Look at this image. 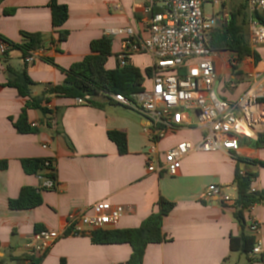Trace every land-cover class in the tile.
I'll return each instance as SVG.
<instances>
[{
	"label": "crops",
	"instance_id": "0c3cea01",
	"mask_svg": "<svg viewBox=\"0 0 264 264\" xmlns=\"http://www.w3.org/2000/svg\"><path fill=\"white\" fill-rule=\"evenodd\" d=\"M162 0H58L66 5L69 18L62 27L69 32L59 43L52 25L51 0H2L0 35L14 44H23V33L45 36V56L33 64L25 63L22 52L10 49L0 55V262L25 264L27 244L42 229L62 230L69 214L89 210L97 202L121 205L126 213L118 225L109 229L138 228L153 212L161 197L175 204L164 219L168 240L148 246L143 264H264V205L245 213L254 218L261 231L257 237L262 253L247 256L230 248V238L250 234L235 218L240 170L256 174L253 187L264 191V145L257 138H242L237 152L193 151L182 161L179 175L148 171L147 153L152 146L147 120L134 109L95 97L102 105H78L75 99L51 98L48 107L55 111L50 125L37 110H29L31 123H39L38 134H20L13 125L26 100L17 89L8 87L7 66L17 70L27 66L34 85L32 95L41 96L50 85H60L72 65L91 54V43L109 36L113 29L132 28L137 37L148 35L149 15L145 8L159 9ZM113 55L107 69L117 67L116 57L122 37H112ZM259 61L245 58L232 66L235 55L219 54L215 60L218 79L215 90L227 101L243 97L253 86L264 88V46L254 50ZM223 54H230L226 63ZM130 63L143 73L151 69L147 55H133ZM234 67H237L234 69ZM146 77V76H145ZM145 85L149 86L146 77ZM109 132L124 134L127 151L121 154ZM204 130L191 113L182 129L156 144L160 154L182 142L198 144ZM47 146V148H44ZM238 158L247 161L239 163ZM49 158L57 169L58 186L41 193L43 203L33 209L11 210L9 201L19 197L22 188H39L41 179L24 171L23 159ZM250 160V162H249ZM225 187L232 201L224 203L207 197L208 187ZM132 254L129 244H96L92 235L59 239L42 257L40 264H127Z\"/></svg>",
	"mask_w": 264,
	"mask_h": 264
},
{
	"label": "built area",
	"instance_id": "2783aa9c",
	"mask_svg": "<svg viewBox=\"0 0 264 264\" xmlns=\"http://www.w3.org/2000/svg\"><path fill=\"white\" fill-rule=\"evenodd\" d=\"M224 1L162 0L158 11L153 5L145 8L149 15L147 37H137L132 28L109 31L110 37L123 38L116 57L121 67L126 66L133 55H147L152 60L151 72L147 76L149 86L145 85L142 93L132 99L120 94H110L107 98V101L134 109L147 120L146 132L152 142L147 153L148 171L151 173L175 177L181 171L183 159L193 151L237 152L242 138H257L264 134L262 86L251 87L243 97L232 102L220 98L215 90L218 79L215 60L219 54L213 51L209 42ZM247 13L248 40L255 50L264 46V0H247ZM10 49L9 44L0 42L1 56ZM44 54L43 48L29 51L24 61L33 64ZM231 63L232 66L238 65L235 59ZM89 100L91 98L86 96L76 98L75 102L88 105ZM191 113L196 116L197 125L204 130L201 141L198 144L182 142L160 154L156 144L182 129ZM31 125L40 127L36 122ZM244 174L245 171L241 170V175ZM38 177L42 181L39 188H57V180ZM252 191L258 190L252 187ZM207 197H216L224 203L232 201L225 187L217 184L208 187ZM125 213L123 206L101 201L89 210L69 214L62 230L42 229L34 234L27 244L25 264L41 259L61 238L92 235L95 231L118 225ZM246 221L250 235L256 238L252 255H260L262 246L257 237L261 226L254 218Z\"/></svg>",
	"mask_w": 264,
	"mask_h": 264
},
{
	"label": "trees",
	"instance_id": "16d2710c",
	"mask_svg": "<svg viewBox=\"0 0 264 264\" xmlns=\"http://www.w3.org/2000/svg\"><path fill=\"white\" fill-rule=\"evenodd\" d=\"M2 0H0L1 4ZM50 8L52 13V25L58 33L59 43L67 40L69 32L62 29L69 18V10L66 5L60 4L58 0H51ZM158 11V8L156 9ZM246 11V12H245ZM242 16V20L239 18ZM248 13L247 0L238 10L231 13L230 19L221 28H216L210 39V47L218 54L232 53L235 60L240 64L245 58H253L259 61L258 54L250 47L248 40ZM25 42L14 44L0 35V42H5L11 49L22 52L23 59L29 51L38 50L45 46V36L40 33H23ZM8 52L4 55L7 56ZM113 55V40L110 36L91 43V54L82 61L75 63L68 70L62 71L66 74V80L60 85H50L41 96L32 95L34 82L30 78L27 66L22 70H17L7 66L8 87L17 89L20 96L27 99L25 107L17 120H13V125L20 134H38L40 128L32 127L29 121V110L39 111L45 122L50 125V121L55 113L48 107L53 97L56 98H86L91 100L89 104L102 107L94 101L95 97L107 99L110 94H120L128 99L142 93L145 89L146 77L150 75L151 69H146L143 73L139 68L130 63L124 67L117 64L115 69H107L106 65ZM44 58V57H43ZM42 58V59H43ZM27 65V64H26ZM237 67H234L236 69ZM146 76V77H145ZM109 99V98H108ZM108 103L113 104L112 100ZM109 138L116 143L121 154H125L126 139L124 134L119 132H109ZM258 145H264V134L259 136ZM239 163L247 162L238 158ZM250 162V160H249ZM49 163V166L46 164ZM248 163V162H247ZM24 171L29 175L42 176L57 180V169L52 159H23ZM5 162L0 163V168L5 169ZM257 175L245 172L241 175V170L237 167L235 175V185L237 187V202L235 205V218L241 225L247 228L245 213L253 206L264 202V191H252L253 183ZM46 191L43 188H22L20 195L16 199L9 201L11 210H28L40 206L43 203L41 193ZM175 208V204L161 197L157 203V211L153 212L138 228L133 229H107L93 232L92 241L96 244H129L132 254L127 264H143L146 250L149 245L162 243L168 240L163 232V222ZM256 245V238L250 234L242 233L239 237L230 238V248L234 252H240L247 256H252ZM26 256L19 257V260H26ZM41 259L32 260L31 264H40ZM264 262V254L261 255ZM3 264V262H0ZM61 264H67L65 260Z\"/></svg>",
	"mask_w": 264,
	"mask_h": 264
},
{
	"label": "rangeland",
	"instance_id": "374dc122",
	"mask_svg": "<svg viewBox=\"0 0 264 264\" xmlns=\"http://www.w3.org/2000/svg\"><path fill=\"white\" fill-rule=\"evenodd\" d=\"M245 3L246 0H225L219 10V19L216 23V28L223 27L226 24L227 20L230 19L231 13L235 10H238L239 7ZM207 9H208V13H210L209 7ZM239 20L240 21L242 20V16H240ZM246 30L248 32V28H246ZM223 55L226 58V63L229 65L228 60L230 59V54H223Z\"/></svg>",
	"mask_w": 264,
	"mask_h": 264
}]
</instances>
